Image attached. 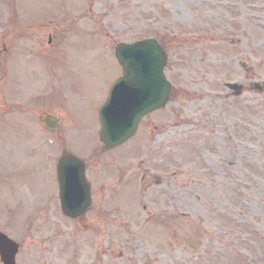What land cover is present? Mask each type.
Listing matches in <instances>:
<instances>
[{
    "label": "rangeland",
    "instance_id": "374dc122",
    "mask_svg": "<svg viewBox=\"0 0 264 264\" xmlns=\"http://www.w3.org/2000/svg\"><path fill=\"white\" fill-rule=\"evenodd\" d=\"M154 30L171 36L163 37L175 89L168 116L154 110L126 142L99 154L104 235L61 236L45 257L55 264H264V0H0V158L3 150L13 160L24 206L56 195L59 149L51 135L30 112L4 105L38 108V89L53 83L60 149L87 159L100 148L98 111L121 71L115 45ZM55 48L61 66L40 52ZM52 71L56 78L47 76ZM233 81L243 85L240 95L225 86ZM16 213L19 220L21 210L10 208L12 219ZM34 247L24 253L36 264Z\"/></svg>",
    "mask_w": 264,
    "mask_h": 264
},
{
    "label": "water",
    "instance_id": "95a60500",
    "mask_svg": "<svg viewBox=\"0 0 264 264\" xmlns=\"http://www.w3.org/2000/svg\"><path fill=\"white\" fill-rule=\"evenodd\" d=\"M115 56L122 74L112 84L106 100L98 112L99 139L102 149L118 145L135 131L140 117L161 107L171 91L163 67L165 54L154 38H144L131 43H121ZM238 88L237 83L228 84ZM48 128L56 125L45 120ZM83 162L65 155L57 165L60 180L61 207L65 214L76 216L89 207V189L83 177ZM17 244L0 233V260L15 264Z\"/></svg>",
    "mask_w": 264,
    "mask_h": 264
},
{
    "label": "flooded vegetation",
    "instance_id": "af4514ba",
    "mask_svg": "<svg viewBox=\"0 0 264 264\" xmlns=\"http://www.w3.org/2000/svg\"><path fill=\"white\" fill-rule=\"evenodd\" d=\"M51 35L50 32L47 33L48 43L51 41ZM164 45L167 46V43H164ZM54 58L52 59L55 65H58L60 61ZM241 66L246 65L241 63ZM56 77L55 75L49 76L51 79ZM42 88L43 89L39 92V95H41V105L38 109L22 103H17L15 105L5 104L4 106L11 110H13L15 106V110L17 111L30 112L32 120L37 116V120L42 124L43 118L46 115L55 116L53 111L54 108L57 107V97L55 96L57 88L55 85L50 83V86L47 87V89H49L47 93L45 92V88ZM170 100L171 96L168 103ZM167 108L166 106L162 109L166 110ZM52 135L54 138L52 144L59 149V154L56 155L57 157L55 159L56 166L59 158L65 152L63 150V153H61L60 150V129H56ZM0 143H4L2 138H0ZM1 149H4V144L1 146ZM1 153L3 156L0 158V210L3 208L6 212L2 214L0 211V221L2 223V226L0 225V230L18 241L19 250L16 255L17 264H27L28 255L24 253V251L25 248L28 249L29 246H35L34 250L39 254L38 264H55V260H47L45 254L48 250L56 248V239H59L60 236L65 233H72L75 237H78L87 230L93 228L92 220L97 223H102L104 221L105 211L103 205L106 199V183L96 179L98 168H91L92 163L86 162L84 174L90 186L91 206L86 213L76 217H67L63 215V218L75 227H69L68 229L67 224L61 221L62 215L58 196L60 183L58 182L56 171L54 170L55 175H53L55 180L54 186H56L57 189L56 195L50 192L51 195H46L44 197L42 194L40 200H37L38 198H33L28 206H24L22 203V194L19 193L16 187L15 176L13 174V160L11 161L3 150H1ZM10 208H13L15 211L21 210L22 215L19 220H16L17 213L16 217L12 219V216L9 215ZM16 222H19L18 225L12 228L13 224ZM96 231L98 233L101 232L98 228H96Z\"/></svg>",
    "mask_w": 264,
    "mask_h": 264
}]
</instances>
